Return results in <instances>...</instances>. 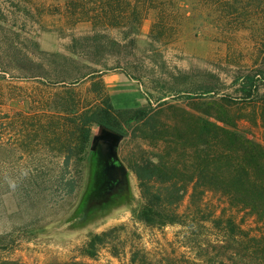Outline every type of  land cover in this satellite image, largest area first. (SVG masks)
<instances>
[{
    "label": "rangeland",
    "instance_id": "obj_1",
    "mask_svg": "<svg viewBox=\"0 0 264 264\" xmlns=\"http://www.w3.org/2000/svg\"><path fill=\"white\" fill-rule=\"evenodd\" d=\"M68 1L0 0V123L53 116L41 103L56 100L63 86L83 101L96 97L101 83L114 109L148 107L160 130H175L194 115L241 116L238 128L261 140V129L249 122L254 107L234 102L239 94L233 81L243 72L259 73L255 99L264 103V0H228L224 10L219 0H140L146 10L136 33L127 26L100 32L88 23L73 25L65 13ZM142 131L144 123L126 128L114 146L116 165L93 125L72 195L56 189L60 161L38 142L22 138L25 146L0 150V261L119 264L105 252L96 262L80 253L93 236L131 225L141 211L128 166L141 153L152 159L162 150L160 143L142 140ZM14 138L12 129L3 136ZM25 180L40 185L14 193L12 183ZM148 231L164 243L177 230ZM148 231H139L144 243L151 239Z\"/></svg>",
    "mask_w": 264,
    "mask_h": 264
},
{
    "label": "trees",
    "instance_id": "obj_2",
    "mask_svg": "<svg viewBox=\"0 0 264 264\" xmlns=\"http://www.w3.org/2000/svg\"><path fill=\"white\" fill-rule=\"evenodd\" d=\"M219 2L224 10L228 0ZM65 7L73 25L88 23L100 32L127 26L136 33L146 10L140 0H70ZM160 26L158 20L154 27ZM258 76L255 71L243 72L233 84L239 94L234 102L254 107L249 122L261 129L260 141L238 128L241 116L194 115L175 130H160L151 123L156 119L152 109H114L99 83L98 95L83 101L71 87L63 86L56 100L41 103L55 112L53 116L0 123V150L25 146V139L38 142L60 161L56 189L72 195L79 185L78 163L90 141L91 127L103 128L118 143L127 127L144 123L147 132L142 131L140 138L160 143L162 150L152 159L141 153L128 166L137 179L143 207L131 225L93 236L80 255L96 262L105 252L119 264H264V103L255 99ZM10 129L14 141H4ZM110 156L113 164L120 165L115 150ZM39 185L25 180L11 186L22 195ZM166 227L177 230L171 240L159 243L151 238L148 229ZM129 230L133 232L128 234ZM140 230L148 231L147 243L142 242ZM0 264L27 263L3 260ZM44 264L91 263L72 259Z\"/></svg>",
    "mask_w": 264,
    "mask_h": 264
},
{
    "label": "water",
    "instance_id": "obj_3",
    "mask_svg": "<svg viewBox=\"0 0 264 264\" xmlns=\"http://www.w3.org/2000/svg\"><path fill=\"white\" fill-rule=\"evenodd\" d=\"M100 128V134L98 136V139L102 142L106 141L108 139L110 147L112 149V151L114 150V146L117 142H115V139L116 137L112 134H109L108 132H106L103 128L99 127Z\"/></svg>",
    "mask_w": 264,
    "mask_h": 264
}]
</instances>
